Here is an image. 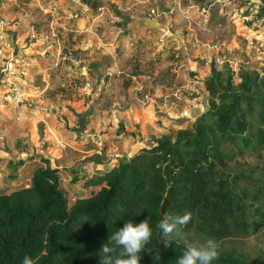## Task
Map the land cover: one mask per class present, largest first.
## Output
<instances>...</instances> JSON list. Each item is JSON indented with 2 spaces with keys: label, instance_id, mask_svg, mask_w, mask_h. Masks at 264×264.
Returning a JSON list of instances; mask_svg holds the SVG:
<instances>
[{
  "label": "rangeland",
  "instance_id": "374dc122",
  "mask_svg": "<svg viewBox=\"0 0 264 264\" xmlns=\"http://www.w3.org/2000/svg\"><path fill=\"white\" fill-rule=\"evenodd\" d=\"M261 0H0V193L59 169L68 204L86 179L192 126L224 75L264 64ZM22 160V164L17 161ZM29 179V180H28ZM28 186V185H26ZM179 242L202 245L192 232ZM264 261V229L221 241Z\"/></svg>",
  "mask_w": 264,
  "mask_h": 264
},
{
  "label": "trees",
  "instance_id": "16d2710c",
  "mask_svg": "<svg viewBox=\"0 0 264 264\" xmlns=\"http://www.w3.org/2000/svg\"><path fill=\"white\" fill-rule=\"evenodd\" d=\"M238 77L234 84L233 73L211 63L208 107L192 126L86 179L84 186L96 190L71 204L59 169L43 159L28 186L0 194V264H22L25 256L36 264H101L111 235L147 219L152 236L140 264H177L185 242L173 234L166 244L156 225L187 212L192 218L181 232L203 242L258 234L264 229V64L260 72L240 69ZM211 264L264 261L227 250Z\"/></svg>",
  "mask_w": 264,
  "mask_h": 264
},
{
  "label": "clouds",
  "instance_id": "9594fccd",
  "mask_svg": "<svg viewBox=\"0 0 264 264\" xmlns=\"http://www.w3.org/2000/svg\"><path fill=\"white\" fill-rule=\"evenodd\" d=\"M191 218V212L183 215H168L156 227L163 236L169 238L165 243L170 244L173 234L182 238L181 226L186 225ZM151 236L152 229L148 219L139 224L132 221L127 222L102 246L100 250L101 264H140L139 253L145 250V245L149 243ZM109 244L112 246L110 247ZM117 249H121L118 254ZM218 258V244L214 239H208L202 245L185 241V250L177 259V264H211ZM22 264H36V260L31 256H25Z\"/></svg>",
  "mask_w": 264,
  "mask_h": 264
},
{
  "label": "water",
  "instance_id": "95a60500",
  "mask_svg": "<svg viewBox=\"0 0 264 264\" xmlns=\"http://www.w3.org/2000/svg\"><path fill=\"white\" fill-rule=\"evenodd\" d=\"M111 167L110 166H106L105 168H104V170H108V169H110Z\"/></svg>",
  "mask_w": 264,
  "mask_h": 264
},
{
  "label": "crops",
  "instance_id": "0c3cea01",
  "mask_svg": "<svg viewBox=\"0 0 264 264\" xmlns=\"http://www.w3.org/2000/svg\"><path fill=\"white\" fill-rule=\"evenodd\" d=\"M28 180H29V179H28ZM26 185H29V183H28V184H25V186H26ZM14 189H15V188H14ZM0 194H1V193H0Z\"/></svg>",
  "mask_w": 264,
  "mask_h": 264
}]
</instances>
